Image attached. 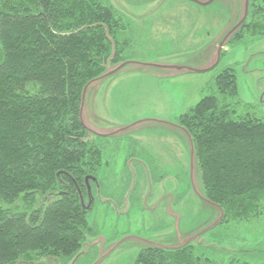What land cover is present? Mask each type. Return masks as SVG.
Wrapping results in <instances>:
<instances>
[{
	"label": "trees",
	"instance_id": "1",
	"mask_svg": "<svg viewBox=\"0 0 264 264\" xmlns=\"http://www.w3.org/2000/svg\"><path fill=\"white\" fill-rule=\"evenodd\" d=\"M248 14L235 41L264 34V1L249 2ZM125 27L108 0H0V264L69 259L80 249L89 225L79 191L101 163L92 142L101 136L82 121V93L125 61ZM216 85L222 99L203 97L178 122L220 224L263 213L264 119L239 117L228 103L239 93L233 68ZM192 243L150 245L137 264H212L195 258Z\"/></svg>",
	"mask_w": 264,
	"mask_h": 264
},
{
	"label": "rangeland",
	"instance_id": "2",
	"mask_svg": "<svg viewBox=\"0 0 264 264\" xmlns=\"http://www.w3.org/2000/svg\"><path fill=\"white\" fill-rule=\"evenodd\" d=\"M108 1L123 15L127 64L86 88L83 120L94 134L121 140L109 150L121 156L100 171L80 249L69 259L29 264H136L152 244L190 241L201 261L264 264V203L260 216L216 224L221 210L204 197L198 160L178 122L203 97L223 98L216 77L228 67L237 75L238 96L228 99L236 115L264 119V34L234 39L246 16L252 20L249 2L264 0Z\"/></svg>",
	"mask_w": 264,
	"mask_h": 264
},
{
	"label": "flooded vegetation",
	"instance_id": "3",
	"mask_svg": "<svg viewBox=\"0 0 264 264\" xmlns=\"http://www.w3.org/2000/svg\"><path fill=\"white\" fill-rule=\"evenodd\" d=\"M105 136H101V137H94L92 138L95 144L98 145L99 150H100V165L97 167V170L95 173L97 174H93V173H89L86 178H85V183H84V189L83 192L79 191V195H80V199H81V204L83 206V208L85 209V211H87L89 213V211H91L93 209V206L95 204V196H94V189L95 191H98V189L101 188V182L100 181V171L105 173L107 172L108 169H110L112 167V164L110 165V161H116L115 159H117V156H121V154H117V153H113V152H109V150L112 148V143H118L121 140L118 139H108ZM134 153H129V155H127V157L130 159L132 157H134ZM140 156V154H139ZM143 158L138 159L139 162L143 163V167L142 168H150V162L148 160V155H141ZM104 157H107L104 159ZM104 159V160H103ZM128 159V160H129ZM114 169L112 171H114L117 168V165L115 164V166H113ZM105 182V179L103 178V184ZM88 216V215H87ZM192 242V241H191ZM149 247V246H148ZM136 264H137V260H136Z\"/></svg>",
	"mask_w": 264,
	"mask_h": 264
},
{
	"label": "water",
	"instance_id": "4",
	"mask_svg": "<svg viewBox=\"0 0 264 264\" xmlns=\"http://www.w3.org/2000/svg\"><path fill=\"white\" fill-rule=\"evenodd\" d=\"M247 14H248V9H247ZM247 17V16H246ZM244 21V20H243ZM241 24L242 23H240V25H239V27L241 26ZM124 64H127V61H124V62H122V63H120L119 65H116V66H112L113 68H111V67H109V68H111V69H109V72H105V73H103L100 77H98L97 79H95V80H93L91 83H93L94 81H97V80H99V79H101V78H103V77H106L107 75H110V73H112L113 71H115V70H117V69H119V68H121ZM91 83H89V84H87L86 85V87L84 88V90H83V93H82V106H81V108H82V121L84 122V120H83V107H84V97H85V91H86V88L91 84ZM85 124V123H84ZM87 127V126H86ZM88 128V127H87ZM183 128V127H182ZM89 129V128H88ZM184 129V128H183ZM90 130V129H89ZM185 131H186V129H184ZM91 131V130H90ZM187 132V131H186ZM187 134H188V136H189V138H190V141H191V144H192V155L194 156V158H195V149H194V145H193V142H192V138H191V136H190V134L187 132ZM204 197H205V194H204ZM205 199H206V197H205ZM207 200V199H206ZM208 202V201H207ZM210 203V202H209ZM212 204V203H211ZM214 205V204H213ZM222 213H221V218L218 220V222H216V224H218L220 221H221V219H222ZM204 231H206V230H204ZM203 231V232H204ZM188 243V242H187ZM186 243V244H187ZM152 245H157V244H152ZM185 245V244H184ZM158 246H160V245H158ZM161 247H164V246H161ZM180 247H182V246H180ZM167 248V247H166ZM176 248H179V247H176Z\"/></svg>",
	"mask_w": 264,
	"mask_h": 264
}]
</instances>
